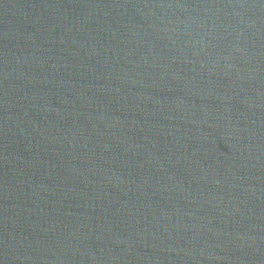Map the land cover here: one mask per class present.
<instances>
[{
    "label": "water",
    "instance_id": "obj_1",
    "mask_svg": "<svg viewBox=\"0 0 264 264\" xmlns=\"http://www.w3.org/2000/svg\"><path fill=\"white\" fill-rule=\"evenodd\" d=\"M0 264H264V0H0Z\"/></svg>",
    "mask_w": 264,
    "mask_h": 264
}]
</instances>
